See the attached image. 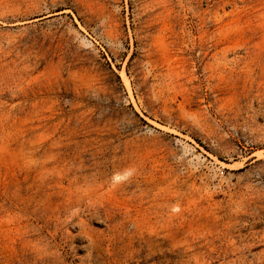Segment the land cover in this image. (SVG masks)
<instances>
[{"label": "rangeland", "instance_id": "374dc122", "mask_svg": "<svg viewBox=\"0 0 264 264\" xmlns=\"http://www.w3.org/2000/svg\"><path fill=\"white\" fill-rule=\"evenodd\" d=\"M0 264H264V0H0Z\"/></svg>", "mask_w": 264, "mask_h": 264}]
</instances>
